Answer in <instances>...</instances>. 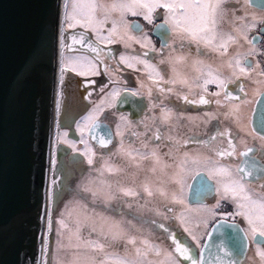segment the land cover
<instances>
[{"label": "flooded vegetation", "instance_id": "flooded-vegetation-1", "mask_svg": "<svg viewBox=\"0 0 264 264\" xmlns=\"http://www.w3.org/2000/svg\"><path fill=\"white\" fill-rule=\"evenodd\" d=\"M158 13V15H153L154 22L150 24L149 29L146 28L148 25L147 21L142 17H135L131 20V24L139 25V30L131 29V31L141 39L144 46L141 49L139 46H136V51L132 50V48L127 49L121 47V50L123 48L124 51L122 50V53L117 51V56H115L116 61L113 62L119 65L118 67L121 71L128 72L129 79L131 80H137V78L144 79L149 83V87L151 88L152 85L150 82L153 83L154 87L163 83L159 86V89L162 87L165 91L161 94L158 89L152 93L151 98L148 93H144L134 87V84L127 83L124 80L113 81L112 77H107V80L105 79V87H101L97 95V88L107 75L105 67H100L98 63L101 61L100 57H103V54H109L110 52L108 48H104L105 44L101 41H94L92 39L90 31H87L88 33L80 29L69 31L86 34L90 41L98 47L97 52L99 55H97V52H91L76 45L68 47V54H70L71 62L69 61L68 67L63 70L61 78L62 96L57 115V125L60 129L59 134L63 131L65 141L59 140L56 148V153H58L61 158L62 163H60L62 167L64 165L72 166L75 171L81 174L86 159L85 156L82 155L84 152L74 149L76 142L79 141L80 138L85 137L88 143H91V145L97 149L107 150L108 148L110 149L113 143L117 142L118 131L119 133L123 131V139L129 144L130 149L139 150V152L144 154H150L155 151L162 161L170 166L165 170L167 176L161 177L159 172L155 174L149 172L148 168L151 167V162L144 161V164L141 163L142 167L137 169V174L135 175L139 180L136 182L128 181V188L131 186V189L137 191L145 183H148L152 186L155 193L156 188L163 186L168 193H174L183 198L186 206L191 209L201 208L207 206L209 203L214 204V202L217 201L218 197L221 195L219 183L220 181H224L223 179H226V177L218 178L215 174H212V169L214 167H226L233 174L234 178L239 179L242 174L237 172V169L240 167L241 162L246 161L249 163L252 162V164L255 165V170L252 171V177L247 178L246 183L249 184L253 193H259L261 191V183H264V138H262L264 135L255 131L252 123L255 104L263 93L264 86H262L259 94L251 96L249 93V81L242 78L241 83L244 84L243 93L237 90L236 85H229L228 91H232L235 96L240 97L239 99L231 101L224 100L223 90L218 89L217 85L214 83L208 84L207 93H203L199 85H203L204 80L208 77L206 75H201V73L195 69L201 68L206 73L208 65L213 69L219 68L220 65L217 60H215L217 54L203 47H200L198 50L195 43H190L188 40H182L181 38L180 44L176 46V38L179 36L175 35L168 25L167 33L163 31V29L159 31V33L154 32V28L158 24L164 23V12L158 10ZM258 28V31L251 34V38L254 36L258 37V39H256L257 42H255L256 44L264 40V25H260ZM162 35L163 37L160 38ZM166 35L167 37H165ZM145 53H147V55H145ZM122 56L126 58L127 64L121 63ZM87 57L94 63L95 68L93 69L98 72L97 75H92L88 64L83 61L87 59ZM177 57H184L185 61L176 64L175 59ZM139 60H146L149 64L154 65L157 70L160 71L164 80L184 79L188 81V84H181L179 82L164 83L163 81L149 79L150 70L147 69L143 63H138L137 61ZM262 60H264V51L262 52ZM81 61L87 65L88 69L83 71L80 68L78 62ZM161 61L164 62L161 63ZM194 61H203V64H198L194 68ZM249 61L253 65L255 64L253 57H249ZM105 64H107L106 61ZM128 64H131L132 67L127 66ZM73 66L75 70H67ZM174 67L179 72V77H175L173 73ZM78 71L87 72L88 74L77 75ZM221 71L224 76L229 75L226 68H222ZM169 88L173 91L168 92L167 89ZM93 89L96 91L93 92ZM180 89H184L185 92H181ZM117 91L121 95L114 98L111 94ZM217 91L221 92L219 96L222 98L221 105H217L215 103L217 97L211 95V93ZM132 92H136L137 95L135 97L131 96L130 93ZM95 95L97 96L94 100L92 97ZM200 95H204L205 99H208L210 103L199 104ZM185 96L187 100L184 99ZM125 100L134 101V104L124 103ZM246 100H248V103L245 105L244 102H246ZM237 102H241L240 105H245L243 110H246V114L248 111L247 129L250 132L243 133L244 137L241 140L245 139L246 142V144L243 145H241L242 142L240 143L235 137L230 138V135L233 134L231 129L222 131L219 122L220 113L229 112L230 105ZM162 110H171L172 116L167 122L161 119ZM204 110L209 111L208 115H201ZM86 117L97 118V125L103 128V130H100V134L105 138L111 139V143L108 147H100L99 143L92 138L87 126L83 136L81 135L76 124L80 118ZM119 117L120 121L117 120ZM121 117H125L126 119H121ZM212 117L215 118L213 119ZM90 123L91 119L87 125ZM104 129H109V137L106 136V131ZM219 132H224L226 135L220 136L218 135ZM65 133L67 134L66 136ZM157 136L161 138L156 139ZM214 136L215 139H213ZM248 140L250 141L248 142ZM229 141L233 143L235 153L232 156L217 155L218 150L231 151L228 147ZM145 145H147V147H145ZM249 148L253 149V152L249 153L247 157H241L240 153L247 151ZM185 153L188 154L187 163L184 165L183 171H180L179 165L184 161ZM209 159L211 162H209ZM231 163L234 164L233 171L230 166ZM61 164L58 163V194L61 193V181L58 178L60 175L59 173L62 171ZM251 169L253 168H249V171H251ZM122 170L124 171L122 173H126V171L130 169H128V165L126 167L124 164ZM210 174H212L211 179L209 178ZM169 178H174L180 182L174 183V185L173 183L160 184L161 179L168 180ZM122 180L123 179H119L117 182ZM196 180L208 181L212 187H208V190L203 193L191 191L192 185ZM142 192L144 191H139V196L141 197L144 196ZM196 196L202 198L196 200ZM220 202L223 203L224 201ZM230 206H232L231 203ZM219 218L237 222L243 230L248 229L247 223L240 216H235L234 218L230 215L217 216L205 226V231L201 234L199 239V245L186 236L179 237L176 234L169 233L168 236L171 242L169 246L170 252L174 253L175 245L173 244L172 237L175 236L178 242L191 250L190 255L194 259L199 260V253L205 236L213 222ZM160 225L163 224H159L158 226ZM202 228L203 227H201L200 230ZM247 238L248 248L246 255L251 247L264 246V241L262 240L257 239L256 242H252L250 232ZM176 259L179 260V264H191V261L183 260L182 257L177 256Z\"/></svg>", "mask_w": 264, "mask_h": 264}, {"label": "water", "instance_id": "water-1", "mask_svg": "<svg viewBox=\"0 0 264 264\" xmlns=\"http://www.w3.org/2000/svg\"><path fill=\"white\" fill-rule=\"evenodd\" d=\"M248 3L264 9V0ZM71 11V0H0V264L44 261L50 190L56 192L58 174L64 48L76 45L91 51V44L98 49L86 34L69 32L64 14ZM162 29L167 33L168 26L160 23L154 32ZM81 34L84 43L74 42ZM99 126L91 134L97 142L103 130ZM252 126L264 135V91L255 104ZM104 130L109 137V129ZM239 168L252 172L255 165L243 161ZM208 187V181L196 180L191 191L203 193ZM222 241L231 252L228 257L217 248ZM247 248L240 224L219 218L205 236L199 259L203 252V264H241Z\"/></svg>", "mask_w": 264, "mask_h": 264}, {"label": "snow or ice", "instance_id": "snow-or-ice-1", "mask_svg": "<svg viewBox=\"0 0 264 264\" xmlns=\"http://www.w3.org/2000/svg\"><path fill=\"white\" fill-rule=\"evenodd\" d=\"M228 0H112L111 3L105 2V0H71V12H65L64 22L67 23L69 28L79 26L86 31H92L96 33L97 38L100 40H107L108 43H112L111 37L116 33L117 20L112 21V29L109 32L108 37L100 36V28L105 22H107V16L111 13L119 14V21L123 22L124 17L127 14L132 16H143V19L152 23L153 15H158V10H163L164 12V24L168 25L173 33L179 36L182 40H188L190 43H195L198 47H203L211 52L216 53L219 57L225 58L224 63L219 68L213 69L210 65L207 66V72L205 73L203 69L196 68L195 70L200 72L201 75H206L208 78L204 80L203 85H199L202 88L203 93H207V85L214 83L217 85L218 89L223 90L224 100L231 101L239 99L240 97L235 96L232 91H228L229 85H236L237 90L241 93L244 92V84L241 83V79L252 80L253 83H260L264 85V79L255 80L256 77H264V68L261 67L260 63L257 62L253 65L249 61V57L253 56V51L255 50L254 41L258 37L248 38L247 32L241 30L238 26V22H244L245 17L236 16L235 12L232 13L233 19L230 22V28L225 31L223 29V23L226 18L225 4ZM105 17V19H100L99 17ZM255 21V17L252 18ZM264 24V19L260 21ZM255 23L246 24L248 31L255 28ZM125 27L127 29L139 30L138 24H131L125 22ZM159 27V26H158ZM233 33H236L235 35ZM129 39H135L134 37H129ZM241 40L249 45H252L247 53L241 54L239 49L242 47ZM76 43H84L83 34H81L80 40H75ZM139 43V41H136ZM142 47L144 45H141ZM87 47L93 51L97 52V49L93 48L91 44ZM235 49V51H233ZM97 55L99 53L97 52ZM147 55V53H145ZM185 61L184 57H177L175 63L179 64ZM138 63H143L147 69H149V79H154V81H163L164 83H176L188 84L187 80L184 79H173L170 81L164 80L160 71L157 68L149 64L146 60H139ZM164 61H161L163 63ZM89 70L92 75H97L91 62L88 61ZM121 63H126L125 57H121ZM198 64H203V61H194V68ZM83 66V64H82ZM127 66L132 67L131 64ZM226 68L229 72L228 76H224L221 69ZM29 69H26V71ZM64 69H62L63 71ZM67 70H75V67L68 68ZM173 73L175 77H179V72L176 68H173ZM87 72L78 71L77 75H87ZM199 78V77H197ZM160 92H164V88L159 89ZM168 92H172L171 88L167 89ZM114 98L120 96L121 94L117 91L111 94ZM131 96L135 97L136 92L130 93ZM211 95L219 97L221 95L220 91L211 93ZM152 92L149 89V97L151 98ZM187 100V97H184ZM124 103H133L134 101L125 100ZM199 104H209L210 101L205 99L204 95H200ZM217 105H221L222 101L220 99L215 100ZM239 112V107H229V112L226 115H233ZM172 116L171 110H162L161 119L167 122ZM91 118V123L86 125L89 128V133L92 134V130L97 126V118ZM213 119L215 117H212ZM121 119H126L121 117ZM83 135V129H79ZM67 134L65 133V136ZM218 135L224 136L226 133L219 132ZM93 139L96 136L92 135ZM157 136L156 139H160ZM264 138V137H262ZM215 139V136L213 137ZM84 143V141H81ZM100 147L106 148L111 143L110 138H105L100 136L98 139ZM147 147V145H145ZM229 149L224 151H217L219 156H232L235 153V148L233 143L229 141ZM123 154L128 157L132 162H136V166L141 167V162L150 161L151 167L148 171L155 174L160 173L161 177L167 176L166 169L170 166L162 161V159L157 155L155 151L150 154H144L139 152V150H124L123 145L120 149ZM253 152V149L249 148L247 151L240 153L241 157H247L249 153ZM87 158V163L92 165L94 163L95 153L88 148L87 151L82 153ZM185 159L179 165L180 171H183L184 165L187 163L188 154H184ZM198 162V161H193ZM209 162L210 159H209ZM123 170L120 167H115L107 162L105 166L100 170V175L103 176L105 172L111 175H118ZM237 172L243 173L236 179L233 174L226 167H214L212 169V174L217 176L226 177L227 181L223 184V196L222 199L229 200L231 203L235 204L236 211L233 213L235 216L243 217L244 221L248 225V229L244 230L245 237L247 238L249 232L252 237V242H256L257 239L264 241V183H261V191L259 193H253L249 184L246 183L248 177L252 176L251 171H245L242 168L237 169ZM212 174L209 178H212ZM179 180L174 178H169L168 180L161 179L160 184L164 185L166 183H179ZM101 184L104 181L101 180ZM203 186L201 182L200 187ZM111 189L112 185H107ZM143 191L147 193L149 197L154 196V194H159L161 197H167L168 192L163 186L156 188L155 193L153 188L148 183L143 186ZM119 191L123 193L124 196L135 197L137 195L136 191L131 188L120 187ZM110 198L114 196L110 195ZM172 202L176 204H183L182 199L177 198L176 194L172 195ZM219 201L217 202V207H219ZM172 209H168L171 211ZM60 228L68 229V225L63 219L58 221ZM181 223H184L183 218H181ZM163 227V225H161ZM185 232L192 235L191 229L188 227L184 228ZM111 239L113 241L126 240V244L131 246L130 248H125L123 254L116 251H108L106 244L98 240H82L79 235V228L76 229L70 239L74 238L76 240V248L79 249L81 245L91 251L92 255L81 259L79 255L74 254V258L69 261V264H179V260L176 259L177 256L182 257L183 260L191 261V264H203V252H201L200 259H194L190 255V249L178 242L175 236L172 237L173 244L175 245L174 253L162 249L159 245L150 242L148 239L137 240L135 237L128 235L127 231L118 222H113L110 233ZM103 235V232L101 233ZM193 240H196L195 235H193ZM231 239V237H229ZM199 245V241H197ZM63 247V244H61ZM110 247V246H109ZM220 252L223 253L224 257L231 255V252L224 246L222 241L217 245ZM46 250L42 249V251ZM257 256L260 258V264H264V248L258 246ZM163 257V259H161ZM59 264V262H57ZM218 264H231L230 261L220 260Z\"/></svg>", "mask_w": 264, "mask_h": 264}, {"label": "rangeland", "instance_id": "rangeland-1", "mask_svg": "<svg viewBox=\"0 0 264 264\" xmlns=\"http://www.w3.org/2000/svg\"><path fill=\"white\" fill-rule=\"evenodd\" d=\"M105 2L111 3L112 0H105ZM248 4V0H228L225 4L227 15L223 23V29L225 31L230 28V22L233 19V12H235L236 16L246 18L244 22H238V26L242 31L247 32L249 39H251V34L253 32L258 31V27L260 25H264L260 23V21L264 19V10L255 9ZM160 11L163 12V10ZM135 17L143 18V16H132L127 14L124 17V21L121 22L119 21L118 13H111L107 16V22H105L100 28V36L108 37L109 32L112 29V21L117 20L118 23L116 33L111 37V40L113 41L112 43H108L107 40L98 39L96 33L89 30L92 39L94 41H101L106 46H104V48H108L110 52L109 54H103V57H100L102 62L100 61L98 63L100 67H105L107 75L104 80L101 79L102 82L97 88V95L98 90L101 87H105V79L107 80V77H112L113 81L124 80L127 83L134 84L133 86L138 90L148 94L149 89H151V92L153 93L159 89L161 84H163L160 83L157 87H154L153 83L150 82L152 85L151 88L149 87V83L144 79L137 78V80H131L129 79L128 72L121 71L118 67L119 65L113 63L116 61L115 56H117V51L121 53L124 51L123 48V51L121 50V47L127 49L132 48V50L136 51V46H139L141 49V45H144L136 34L125 27V22L132 23L131 20ZM253 17H255V21H253ZM99 18L105 19L103 16ZM153 22L154 19L152 20V23ZM253 22L256 25L255 28L248 31L246 24H251ZM147 23L148 25L146 28L149 29L150 24L152 23H149L148 21ZM75 29H80L81 31L88 33L85 29L80 28L79 26L71 28V30ZM233 34L235 35L236 33ZM129 37H134L135 39L130 40ZM136 41H139V43ZM179 44L180 37L176 38V46ZM241 44L242 47L239 51L242 55L252 49V45L247 44L243 40H241ZM255 46L256 47L253 51L252 57L255 60V64L259 62L261 67L264 68V60H262L264 40L259 44L255 43ZM68 51V47H66L62 66V69L64 70L68 67V62H71V57L69 56L70 54H68ZM233 51H235V49H233ZM224 59L225 58H221L216 55L215 60H217L221 66L222 63H224ZM83 61L86 62V64L90 61L92 67L95 68L94 63L90 58L87 57V59H84ZM105 61L107 64H105ZM78 64L83 71L89 67H87V65L82 61L78 62ZM253 79L261 80L264 79V77L254 76ZM248 81L250 84L249 89H253L258 85L264 86L260 83H253L252 80ZM95 91L96 90L93 89V92ZM180 91L185 92L184 89H180ZM159 93L162 94V92ZM97 95L92 98L94 99ZM217 99L221 100L222 98L217 97ZM247 103L248 100L244 102L245 105ZM240 104L241 102H237L230 105L231 107H239V112L237 114L226 115L228 112L220 113L219 122L222 131L231 129L233 134L230 135V138L235 137L236 140L240 141V143L242 142L241 145H243L246 144L245 139L241 140L244 137L243 133H249L250 131L247 129V115H245V111L243 110L245 105ZM208 112V110H204L201 115H208ZM90 119L91 118L87 117L80 118L76 127L79 129L82 128L84 133L86 125ZM117 120L120 121V117ZM123 133V131H120V133L118 131L117 142L113 143L110 149L108 148L107 150L97 149L93 147L91 143L89 144L85 137L80 138V140L76 142V145L74 144V149L85 152L88 148H91V150L95 153V157L93 158L94 163L92 165L87 163V158L85 157V165L83 166L81 174H79L78 171H75L72 166L66 165V167L64 165L62 167L61 158L58 155V163L61 164L62 167V171L58 176L61 181V193L57 194V196L53 199L50 207L48 228L50 230L51 238L47 264H57V262H59V264H69V261L74 258V254L79 255L81 259L92 255L91 251L85 249L82 245L79 249H77L76 240L74 238L70 239L72 233H74L77 228H79V235L82 240H98L106 244L108 251H116L123 254L125 248H130L131 246L126 244V240L113 241L111 239V235L109 234L113 222H118L127 231L129 236L135 237L138 241L148 239L150 242L159 245L162 249L170 251L169 246L171 245V242L168 236L169 233L176 234L179 237L186 236L191 240H193L192 237L195 235L197 238L196 241L193 240V242H197L199 241L201 234L205 231V226H207L208 223L215 217L228 215L232 216V218L235 217V215H233L236 211L235 204L231 203L229 200L222 199L224 194L223 184L227 181V178L223 179L224 181H220L219 183L221 195L218 197L217 201L214 202V204L209 203L207 206L201 208L191 209L186 206L185 202L183 204L173 203L172 195L174 193H168L167 197H161L159 194L149 197L147 193L142 192L144 196L141 197L139 196V191L143 190V187H140L136 191L137 195L135 197L124 196L123 193L119 191V188H128V181L136 182L139 179L135 177L138 169L136 162L130 161L128 157L120 151L122 145L124 150L130 149L129 144H127L123 139ZM59 135V140L64 141L63 131ZM82 140L84 143L81 142ZM249 141L250 140H248V142ZM105 162L115 167H120L121 169L125 164L126 167L128 165V169L130 170H127L126 173H122L124 172L122 171L118 175H111L105 172L104 175L101 176L100 170L104 168ZM141 163L144 164V161ZM230 166L233 171L234 164L231 163ZM217 177L221 178V176ZM119 179L123 180L117 182ZM101 180L104 181V184H101ZM109 184L112 185L111 189L107 187ZM129 188H131V186ZM110 195L114 196V198H110ZM177 198L183 200V198L179 196H177ZM218 201L220 205L219 207H217ZM220 201L224 202L222 203ZM230 203L232 206H230ZM169 208L172 210L168 211ZM181 218L184 220L183 224L181 223ZM61 219H63L68 225V229L62 230L60 228L58 221ZM159 224H163L164 227L161 228V225L158 226ZM185 227L191 229L192 235L184 231ZM201 227L203 228L200 230ZM102 232L103 235H101ZM61 244H63V247H61ZM257 248L258 247H251L249 249L242 264H260V258L256 254ZM262 248H264V246H262ZM161 259H163V257H161Z\"/></svg>", "mask_w": 264, "mask_h": 264}, {"label": "bare ground", "instance_id": "bare-ground-1", "mask_svg": "<svg viewBox=\"0 0 264 264\" xmlns=\"http://www.w3.org/2000/svg\"><path fill=\"white\" fill-rule=\"evenodd\" d=\"M65 48H64V55H65ZM62 74H63V71H62ZM261 88H262V86H259V85L258 86H255L253 89H249V93L251 94V96H256L257 94H259ZM245 115H248V111H247V114H246V110H245ZM247 122H248V119H247ZM58 142H59V129H58ZM55 189H56V192L53 191V190H50L51 193H52L51 204L53 202V199L58 194V192H57V189H58L57 179L55 180ZM50 238H51V234H50V230L48 228V230H47V238H46V245H45L46 246V250H45V253H44V261H43V264H47V257H48V254H49Z\"/></svg>", "mask_w": 264, "mask_h": 264}]
</instances>
